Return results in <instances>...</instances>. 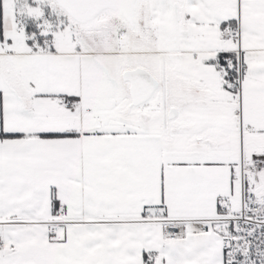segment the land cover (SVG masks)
Segmentation results:
<instances>
[{"label":"snow or ice","instance_id":"snow-or-ice-1","mask_svg":"<svg viewBox=\"0 0 264 264\" xmlns=\"http://www.w3.org/2000/svg\"><path fill=\"white\" fill-rule=\"evenodd\" d=\"M0 264H264V0H0Z\"/></svg>","mask_w":264,"mask_h":264}]
</instances>
